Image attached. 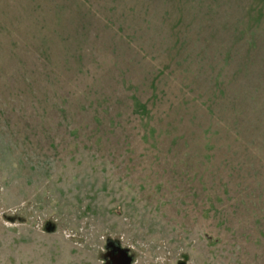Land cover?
Masks as SVG:
<instances>
[{
    "label": "rangeland",
    "instance_id": "374dc122",
    "mask_svg": "<svg viewBox=\"0 0 264 264\" xmlns=\"http://www.w3.org/2000/svg\"><path fill=\"white\" fill-rule=\"evenodd\" d=\"M264 264V0H0V264Z\"/></svg>",
    "mask_w": 264,
    "mask_h": 264
},
{
    "label": "flooded vegetation",
    "instance_id": "af4514ba",
    "mask_svg": "<svg viewBox=\"0 0 264 264\" xmlns=\"http://www.w3.org/2000/svg\"><path fill=\"white\" fill-rule=\"evenodd\" d=\"M119 242L116 241H110L108 244V255L106 258L105 264H115V260L117 259V256L119 255V252L123 250Z\"/></svg>",
    "mask_w": 264,
    "mask_h": 264
},
{
    "label": "water",
    "instance_id": "95a60500",
    "mask_svg": "<svg viewBox=\"0 0 264 264\" xmlns=\"http://www.w3.org/2000/svg\"><path fill=\"white\" fill-rule=\"evenodd\" d=\"M133 256L129 254V252L125 249L119 252L117 259L115 260V264H132ZM179 264H186L185 261H181Z\"/></svg>",
    "mask_w": 264,
    "mask_h": 264
}]
</instances>
